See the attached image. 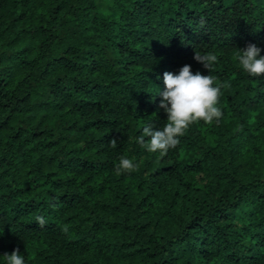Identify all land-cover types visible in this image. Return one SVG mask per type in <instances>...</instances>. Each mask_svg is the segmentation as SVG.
Listing matches in <instances>:
<instances>
[{"label":"trees","instance_id":"obj_1","mask_svg":"<svg viewBox=\"0 0 264 264\" xmlns=\"http://www.w3.org/2000/svg\"><path fill=\"white\" fill-rule=\"evenodd\" d=\"M104 1L0 0V264H264V76L237 59L264 0ZM195 50L223 115L150 153L164 73L210 75Z\"/></svg>","mask_w":264,"mask_h":264},{"label":"clouds","instance_id":"obj_2","mask_svg":"<svg viewBox=\"0 0 264 264\" xmlns=\"http://www.w3.org/2000/svg\"><path fill=\"white\" fill-rule=\"evenodd\" d=\"M261 51L262 49L251 43L245 49H238L239 64L253 77L264 76V56H261ZM217 59L214 53L201 54L195 50L194 60L202 64L210 75L205 76L199 71L193 74L190 65L183 66L178 74L164 73L165 89L160 91L158 96L162 97L159 107L167 114V123L160 130H155L153 125H146L142 134L136 138V143L150 153L158 152L163 156L170 149L177 147L180 143L179 137L183 136L193 123L203 120L211 124L214 120H220L223 113L218 104L224 85L217 83V78L211 75ZM145 137L150 138L147 143ZM110 146L117 147L115 138L110 141ZM138 167L133 159L122 156L115 171L120 174L131 172ZM37 222L41 227L46 223L42 216L37 217ZM5 257L7 264H25V258L18 248L11 254H5Z\"/></svg>","mask_w":264,"mask_h":264},{"label":"rangeland","instance_id":"obj_3","mask_svg":"<svg viewBox=\"0 0 264 264\" xmlns=\"http://www.w3.org/2000/svg\"><path fill=\"white\" fill-rule=\"evenodd\" d=\"M103 3H104V5H106L109 3V0H105Z\"/></svg>","mask_w":264,"mask_h":264}]
</instances>
